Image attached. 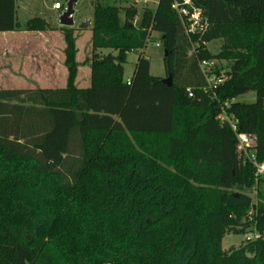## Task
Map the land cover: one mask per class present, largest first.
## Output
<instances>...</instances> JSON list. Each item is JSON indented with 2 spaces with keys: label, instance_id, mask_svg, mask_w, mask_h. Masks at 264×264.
Masks as SVG:
<instances>
[{
  "label": "trees",
  "instance_id": "obj_1",
  "mask_svg": "<svg viewBox=\"0 0 264 264\" xmlns=\"http://www.w3.org/2000/svg\"><path fill=\"white\" fill-rule=\"evenodd\" d=\"M91 1L89 87L76 85L74 31L62 27L66 85L0 89V264H264V175L217 118L224 109L255 135L264 161V0H193L207 21L193 34L173 0L139 26L136 8L122 22L117 5ZM49 28L41 17L25 24ZM19 29L16 0H0V32ZM154 31L171 85L141 53ZM130 52L139 58L128 83ZM203 61L222 83L209 86ZM251 91L255 102L238 100ZM249 231L260 237L222 248Z\"/></svg>",
  "mask_w": 264,
  "mask_h": 264
},
{
  "label": "rangeland",
  "instance_id": "obj_2",
  "mask_svg": "<svg viewBox=\"0 0 264 264\" xmlns=\"http://www.w3.org/2000/svg\"><path fill=\"white\" fill-rule=\"evenodd\" d=\"M158 1L159 0H109V3L117 5L121 9L120 17L122 22L126 19L125 10L127 8H136L138 10V15L135 18L134 24L139 26L144 12L146 10H155ZM56 2H61L66 5L67 0H16L17 21L20 24V29L13 32H0V61L3 63L6 62V60H3L6 58L4 55L6 53L5 47L9 46L10 42L14 43L15 41H19V39H21L19 37L29 35L30 31L25 30V24L29 19L34 17L44 18L49 23L50 28L46 31H42V35L51 36V42L55 46L54 65L56 66L54 72H51V83L48 80L50 77L46 72H44V85H49L50 83L51 86L62 87L65 83H67L68 69L65 65L66 42L64 39V32L58 21V17L62 10L54 9ZM93 13L94 4L91 0H79L76 7L75 26L73 27L77 49L76 61L78 64L77 78L79 86L84 85L83 81L87 80L91 71ZM87 21H90L91 23L86 27H82V24ZM157 43L159 45H157ZM222 43L223 39H217L208 43L207 48L212 53H217L220 50ZM17 46H19V44ZM9 51L12 52L11 50ZM103 52L107 53L109 50H103ZM141 53L149 60V73L151 77H161L164 79L169 76L165 63V47L162 34L155 31L151 33V38ZM138 58L139 53L130 52L127 54L126 62L124 63V76L126 79L133 75ZM221 65L224 64H220V66ZM18 86L21 85L18 84ZM238 100L249 103L255 102L256 94L254 91H251L239 97ZM249 193L253 198V202L257 203V188L251 189ZM255 233L257 232L249 231L226 235L222 242V248L225 251L232 248H239L247 241V234Z\"/></svg>",
  "mask_w": 264,
  "mask_h": 264
},
{
  "label": "crops",
  "instance_id": "obj_3",
  "mask_svg": "<svg viewBox=\"0 0 264 264\" xmlns=\"http://www.w3.org/2000/svg\"><path fill=\"white\" fill-rule=\"evenodd\" d=\"M198 1L202 3V1ZM237 3L242 7L241 2ZM244 15L249 20L256 19V11L252 8L245 10ZM42 33V31H30L29 35L19 37L21 38L19 41L10 42L9 46L5 47L6 53L4 55L6 58L3 60L6 62L0 61V89L56 88L50 85L51 72L56 69L54 65L55 46L51 42V36H44ZM18 44L19 46H17ZM44 72L50 77L48 79L49 85H44ZM83 83V86H79L78 78L76 79L78 87H89L91 85V71Z\"/></svg>",
  "mask_w": 264,
  "mask_h": 264
},
{
  "label": "built area",
  "instance_id": "obj_4",
  "mask_svg": "<svg viewBox=\"0 0 264 264\" xmlns=\"http://www.w3.org/2000/svg\"><path fill=\"white\" fill-rule=\"evenodd\" d=\"M54 9L63 11L65 9V4L56 2L54 5ZM172 9L182 19V22L188 34L206 30L207 21L202 16V9L199 6L195 5L193 0H173ZM157 45L159 44L157 43ZM213 65V61H203L201 63L202 71L205 73L209 86L211 87L218 85L223 81L222 79H218L214 74L210 73L211 67ZM127 81L128 83H130V79H128ZM189 95H193L191 90H189ZM217 118L222 124H229L236 132L238 138V150L254 165V167L256 168L255 175H264V161H258L254 150L257 144V137L253 134L238 132L235 117L231 114H228L224 109L219 113ZM259 237V233L246 235L247 240L257 239Z\"/></svg>",
  "mask_w": 264,
  "mask_h": 264
},
{
  "label": "water",
  "instance_id": "obj_5",
  "mask_svg": "<svg viewBox=\"0 0 264 264\" xmlns=\"http://www.w3.org/2000/svg\"><path fill=\"white\" fill-rule=\"evenodd\" d=\"M78 2L79 0H67L65 9L61 12V14L58 17L60 26L68 27V28H72L75 26V15H76V7ZM89 24L90 22L87 21L82 24V27H86ZM166 54L167 51L165 50V55ZM163 81L171 85L172 76L169 75L167 78H164Z\"/></svg>",
  "mask_w": 264,
  "mask_h": 264
}]
</instances>
